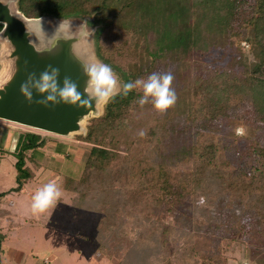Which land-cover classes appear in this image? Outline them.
Instances as JSON below:
<instances>
[{
  "label": "trees",
  "instance_id": "1",
  "mask_svg": "<svg viewBox=\"0 0 264 264\" xmlns=\"http://www.w3.org/2000/svg\"><path fill=\"white\" fill-rule=\"evenodd\" d=\"M1 1L31 41L65 21L86 64L110 65L122 83L174 76L178 99L166 114L141 108L136 88L96 104L69 133L88 155L80 177L61 183L73 208L98 214L94 259L264 264V0ZM3 30L0 22V59L12 50ZM21 136L9 192L25 190L33 171L24 154L44 142Z\"/></svg>",
  "mask_w": 264,
  "mask_h": 264
},
{
  "label": "rangeland",
  "instance_id": "2",
  "mask_svg": "<svg viewBox=\"0 0 264 264\" xmlns=\"http://www.w3.org/2000/svg\"><path fill=\"white\" fill-rule=\"evenodd\" d=\"M58 27L53 30L43 28L33 33L34 45L40 47L48 44ZM72 30L65 27L56 35L72 36ZM151 32L148 40L151 45H156L155 33ZM136 39L132 37V41ZM142 39L141 37L139 42ZM9 54L0 59V86L14 69ZM128 63L126 61L124 64ZM26 132H35L44 142L24 154L26 166L33 171V176L25 180V190L9 192L17 186L15 161L17 149L24 138L21 135ZM88 147L86 142L77 139L74 134L57 135L0 119V208L8 211L5 215H0V264L116 263L114 260L94 259L92 254L96 244L93 237L98 214L73 208L70 194L61 183L64 175L80 177ZM49 182L60 187L61 197L47 212L39 216L33 215L32 198L37 190ZM232 255L239 258L241 254L236 249ZM230 263L237 264L235 260ZM242 264L247 263L244 261Z\"/></svg>",
  "mask_w": 264,
  "mask_h": 264
},
{
  "label": "water",
  "instance_id": "3",
  "mask_svg": "<svg viewBox=\"0 0 264 264\" xmlns=\"http://www.w3.org/2000/svg\"><path fill=\"white\" fill-rule=\"evenodd\" d=\"M0 22L4 23L3 36L12 45L9 57L13 59L14 69L10 77L0 86V119L15 122L27 127L47 131L57 135H68L80 128V120L96 110L95 101L91 106H71L51 104L45 108L35 101L43 99L33 91L31 104L20 93V86L27 79L29 73L39 74L48 65L59 68L60 84L65 76L70 77L78 85V91L82 98L87 77L83 74L82 65L86 64L83 58L75 50L77 37L55 35L48 40L45 47H36L30 39L31 31L27 29L25 22L11 13L8 3L0 0ZM57 48L52 52L48 51Z\"/></svg>",
  "mask_w": 264,
  "mask_h": 264
},
{
  "label": "clouds",
  "instance_id": "4",
  "mask_svg": "<svg viewBox=\"0 0 264 264\" xmlns=\"http://www.w3.org/2000/svg\"><path fill=\"white\" fill-rule=\"evenodd\" d=\"M65 27H68V25L65 21H62L56 33ZM56 48L57 45H54L53 49L48 51L52 52ZM82 71L87 77L84 89V93L87 96L86 99L82 98V94L78 91L77 83L72 81L70 77L65 76L61 86L59 80L60 70L52 65H48L39 74L38 78L36 73H29L26 81L20 86V93L31 104L33 102V91H35L38 95L44 97L35 102L45 108L50 104L55 107L61 103L81 107L91 106V101L93 100L95 104L107 105L117 95L127 97L133 89L140 88L143 95L138 100V104L141 108L146 104H152L158 115L166 114L170 108L175 106L178 99L173 87L174 76L170 71L162 74L153 72L147 79H137L135 82L123 83L110 65L100 61L83 64ZM235 133L238 136H242L245 130L242 127H238L235 129ZM145 134L143 130L139 132L141 137ZM60 197V187L54 182L46 183L37 190L32 198V214L39 216L47 212L56 205ZM201 202H203V199Z\"/></svg>",
  "mask_w": 264,
  "mask_h": 264
}]
</instances>
